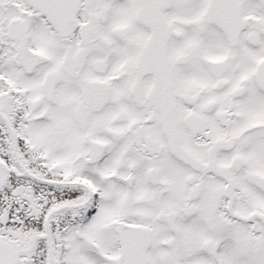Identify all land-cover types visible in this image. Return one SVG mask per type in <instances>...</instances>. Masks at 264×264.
Here are the masks:
<instances>
[{
  "label": "snow or ice",
  "instance_id": "1",
  "mask_svg": "<svg viewBox=\"0 0 264 264\" xmlns=\"http://www.w3.org/2000/svg\"><path fill=\"white\" fill-rule=\"evenodd\" d=\"M0 264H264V0H0Z\"/></svg>",
  "mask_w": 264,
  "mask_h": 264
}]
</instances>
